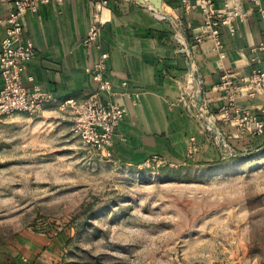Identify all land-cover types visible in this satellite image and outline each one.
I'll list each match as a JSON object with an SVG mask.
<instances>
[{"label":"rangeland","instance_id":"obj_1","mask_svg":"<svg viewBox=\"0 0 264 264\" xmlns=\"http://www.w3.org/2000/svg\"><path fill=\"white\" fill-rule=\"evenodd\" d=\"M53 104L0 115V242L45 264H264V147L179 165L102 159Z\"/></svg>","mask_w":264,"mask_h":264},{"label":"crops","instance_id":"obj_2","mask_svg":"<svg viewBox=\"0 0 264 264\" xmlns=\"http://www.w3.org/2000/svg\"><path fill=\"white\" fill-rule=\"evenodd\" d=\"M188 2L162 0V11L154 12L137 0H106L100 9L92 0H64L45 4L35 14L27 12L24 36L31 39L35 53L23 72L25 85H37L58 99H84L97 90L91 68L100 51H106L116 92L112 100L124 108L111 146L114 162L141 167L221 159L212 136L203 131L197 108H187V92L196 78L202 81V99L215 125L231 145L240 153L264 147V134L242 131L234 113L235 107H264V95L250 98L243 88L252 70L264 67V50L259 48L264 24L257 8L250 0H213L214 12L228 14L234 26L233 33L227 25L219 27L218 48L204 14L187 7ZM8 11L0 3V20ZM96 19L100 33L84 45ZM4 33L0 24V41ZM223 74L243 88L227 111L221 109ZM46 246L37 236L20 234L0 242V264H45L51 259Z\"/></svg>","mask_w":264,"mask_h":264},{"label":"built area","instance_id":"obj_3","mask_svg":"<svg viewBox=\"0 0 264 264\" xmlns=\"http://www.w3.org/2000/svg\"><path fill=\"white\" fill-rule=\"evenodd\" d=\"M64 0H0L8 6V14L0 20L4 27V36L0 41V115L24 112L33 114L46 104H53L60 110H66L72 116L70 131L79 138L81 144L93 149L102 159L113 157L111 146L116 129L124 116V108L113 101L116 94L107 72L106 51H100L98 60L93 64L91 73L97 80V90L84 99L73 97L58 99L51 92L33 85L31 88L24 83L23 72L28 62L34 56V47L30 38L24 36V15L27 12L37 13L45 4H62ZM95 7L100 9L106 5V0H92ZM257 8L261 22L264 24V0H250ZM187 7H196L206 18L211 27V36L216 46H221V25H227L234 32L231 17L215 13L213 0H189ZM154 12L152 6H150ZM82 40L84 45L97 39L100 27L95 20ZM264 50V44L259 46ZM26 80L33 81L32 76ZM202 81L196 78L195 85L187 92V108H197L196 116L202 120L203 131L211 135L221 159L236 157L240 154L229 142L228 136L215 125L214 115L209 111L204 99L199 103L197 95L201 93ZM220 89L224 91L223 111L234 106L236 96L244 88L247 95L253 98L256 94L264 95V67L255 68L247 78L245 85L236 84L231 75L221 76ZM105 96L104 100L99 95ZM202 94V93H201ZM235 120L243 131L252 135L264 134V107L255 111L235 107Z\"/></svg>","mask_w":264,"mask_h":264},{"label":"water","instance_id":"obj_4","mask_svg":"<svg viewBox=\"0 0 264 264\" xmlns=\"http://www.w3.org/2000/svg\"><path fill=\"white\" fill-rule=\"evenodd\" d=\"M137 1L141 4L151 5L153 7V9H155V11H157V12L162 11V0H137ZM197 100H198V102H200L202 100V94L201 93H199L197 95Z\"/></svg>","mask_w":264,"mask_h":264}]
</instances>
